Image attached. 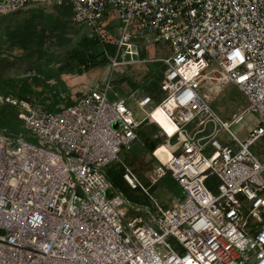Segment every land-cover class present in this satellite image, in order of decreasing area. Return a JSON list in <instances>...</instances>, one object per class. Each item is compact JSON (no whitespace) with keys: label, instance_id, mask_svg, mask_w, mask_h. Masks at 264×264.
<instances>
[{"label":"built area","instance_id":"1","mask_svg":"<svg viewBox=\"0 0 264 264\" xmlns=\"http://www.w3.org/2000/svg\"><path fill=\"white\" fill-rule=\"evenodd\" d=\"M30 4L69 7L89 39L113 33L112 68L143 61H119L123 47L132 54L140 41L167 43L169 54L153 59L164 66L162 98L149 111L151 95L136 98L160 129L145 141H153L156 160L149 185L127 163L121 168L133 189L148 193L169 174L183 195L172 206L152 198L145 220L129 215L128 201L113 190L105 168L136 139L140 121L125 97L108 100L110 79L57 111L2 96L21 108L18 117L41 143L0 132V264H264V159L252 149L264 135V0H0V15ZM115 17L110 30L105 23ZM206 79L246 96L257 124L245 138L230 130L243 111L223 121L198 92ZM159 106L182 114L171 132L154 115ZM203 113L199 128L189 129ZM208 122L214 130L203 134ZM220 130L230 143L218 140ZM162 145L165 159L156 154Z\"/></svg>","mask_w":264,"mask_h":264},{"label":"rangeland","instance_id":"2","mask_svg":"<svg viewBox=\"0 0 264 264\" xmlns=\"http://www.w3.org/2000/svg\"><path fill=\"white\" fill-rule=\"evenodd\" d=\"M69 10H71L69 7L62 5L40 6L37 9H33V7H22L13 12L0 15V54L18 56L24 53L21 49H10L8 47L6 30L9 27L32 24V19L35 17L34 12L36 11H39V20L42 19L43 21L42 17L47 15H53L56 19H59L61 15L63 16V12H68ZM63 19L67 22L65 37L69 38L70 41H65L63 47L54 50L55 57L51 62L53 65L60 63L61 60L68 55L79 36L82 33H86V29L73 22L71 18L63 17ZM117 25L118 19L116 17L112 21H106L105 23V26L110 30H112V28L114 29ZM54 32L55 31H45L44 33L46 35L45 42L47 47L52 46V43L57 41L56 34L51 35ZM110 42L111 40H105L101 43L100 51L104 50V52L92 61L91 67L82 68V71H85V75L81 82L79 81L78 85H74L62 94L53 84L50 85V83H48V80L53 78L57 73L54 67L41 65L33 69L37 70V73L32 72L29 73V76H26L22 75V70L15 67L14 64H6L5 66H0V76L3 77L4 80H8L11 85H14L16 88L14 91L8 90V96L25 98L41 104L53 103L54 106L51 107L52 111L60 110L66 103H72L83 95L88 90L89 86L100 87L102 83L110 79L111 88L108 92V100L116 99L117 97H125L126 105L132 110L135 119L139 120L140 124L135 129L137 135L136 139L129 147L121 146L119 148L118 161L111 162L105 168V173L111 180L113 190L122 194L128 201L126 207L129 210V215H140L147 220L150 207L153 204V199L164 206H172L176 199L183 195L181 186L173 180L169 174H166L149 187L148 193H145L140 188H131L124 181L121 171L118 169L121 167L122 163H127L136 173L139 181L145 186L149 185L148 176L152 172L156 160L151 155V148L146 145L145 141L151 137L155 126L150 118L145 117L146 112L137 105L136 98L140 94H143V87L146 83L154 82L153 75L154 72L159 69V65L160 68H164L160 61L153 59L167 56L169 54V49L167 43L164 41L152 43L140 41L134 45L132 54H129L123 47L120 50L118 60L137 59L143 60L142 62L125 63L112 68L111 61L114 55H112L107 46ZM52 49L53 48L50 47L48 51ZM42 58L45 57L39 55L38 59ZM64 70L66 73L68 72V69ZM64 70H62L61 73L64 72ZM5 88H7V86L0 83V97L3 96L2 94L4 91L2 90ZM48 91L51 94L48 95L50 98L46 96ZM53 92L54 96H52ZM198 92L206 98L211 110L223 121L230 122L233 119L234 113L243 111L242 120L230 124V130L238 137L245 138L250 130L256 126L257 114L248 109L249 102L246 96L234 84L215 83L206 79L200 83ZM153 96L155 98L154 103L146 106V111H149L151 107L162 98L163 93L157 88L153 92ZM20 111L21 108L19 106L11 105L0 99V132L7 136H21L31 142L40 144V137L31 129L25 127L23 121L18 117ZM199 119L205 120L206 114L203 113L200 118H196L187 127L189 129L199 128L197 124ZM213 130V124L208 122L206 131L203 134H207ZM217 138L222 143L231 142V136L226 130H220ZM252 149L260 159H264V135L254 142ZM211 151L212 147L207 145L203 153L208 156ZM262 176L264 178V171L262 172ZM212 182L215 186L210 188L212 191H215L217 184L215 179L209 180L207 184L209 185ZM166 241L174 249H181L180 244L175 238L168 236Z\"/></svg>","mask_w":264,"mask_h":264},{"label":"trees","instance_id":"3","mask_svg":"<svg viewBox=\"0 0 264 264\" xmlns=\"http://www.w3.org/2000/svg\"><path fill=\"white\" fill-rule=\"evenodd\" d=\"M71 11L63 12V16L61 15L59 19H56L53 15H47L42 17V19L39 20L40 16L39 11L34 12L35 17L32 19V24L30 25H18L15 27H9L6 30V41L8 44V47L11 48H17L23 50V58L27 61L29 60H35L39 57V55H43L47 62H51L53 58L55 57L54 50L63 47L64 42H69L70 39L65 37L66 32V20L63 19V17L70 18ZM72 15V13H71ZM45 31H55L53 34H56L57 41L52 43L51 48L52 50L48 51L50 47H47L45 38L46 35L44 34ZM114 34L112 33L111 38L108 40H111L110 44L107 45L109 51L112 53V55L115 56L116 54V44L113 40ZM103 41L99 39H89L86 35V33H82L79 38L75 41L74 46L72 49H70L68 55L61 60L62 67H76L80 70L82 68H88L91 67L92 61L96 59L97 56H99L101 53L104 52V50L100 51V45ZM135 45V44H134ZM134 48V47H133ZM114 58V57H113ZM118 58V57H117ZM135 60V59H134ZM1 61H7V57L3 56L0 59ZM123 61V60H119ZM0 66H5V64L0 63ZM162 68L154 72V82L152 83H146L144 85L143 93L151 95L153 99V92L159 88V85L157 82L160 80L162 75ZM0 83H4L3 77L0 76ZM9 89H3L4 93L2 94L4 97L8 96ZM156 103L154 104V106ZM121 171V175L123 173L122 168L119 167L118 169ZM107 176V175H106ZM108 178V176H107ZM172 178V177H171ZM109 179V178H108ZM173 179V178H172ZM110 180V179H109ZM174 180V179H173ZM111 181V180H110Z\"/></svg>","mask_w":264,"mask_h":264},{"label":"crops","instance_id":"4","mask_svg":"<svg viewBox=\"0 0 264 264\" xmlns=\"http://www.w3.org/2000/svg\"><path fill=\"white\" fill-rule=\"evenodd\" d=\"M40 6H45V5L30 4V5H26L25 7H33V9H37ZM71 13L69 16L70 18H71ZM3 56L7 57V61H1L0 63L5 64V65L6 64L7 65L8 64L9 65L14 64L15 67H18L22 70V75H26V76H29L30 75L29 73H32V72L37 73V70H33V69H35L41 65H47L50 67H54L57 70V73L53 76V78L48 80V83H50V85L53 84L56 88H58L60 90L61 94L64 93L65 91H68V89H70L74 85H78L79 81L81 82L83 76L85 75V71H82L76 67H72V66L66 67V68L62 67V65H61L62 61L60 63H58L57 65H53L51 63L52 61L48 63L45 58H42V59L36 58L35 60L32 59V60L27 61L23 58V53L21 55H18V56H7V55L0 54V59ZM64 69H68L67 70L68 72L66 73V71ZM62 70H64V72L61 73ZM3 80H4V78H3ZM4 83H5V86H7V88L9 90L14 91L16 89L15 86L11 85V83L8 80H4ZM48 95H51L49 91L47 92L46 96H47V98H50ZM52 96H54V92H53ZM76 100H74L73 102H75ZM68 104H71V103H68ZM68 104L66 103L64 106H66ZM44 105L46 107H48L49 109H51V107L54 106L53 103H46Z\"/></svg>","mask_w":264,"mask_h":264},{"label":"bare ground","instance_id":"5","mask_svg":"<svg viewBox=\"0 0 264 264\" xmlns=\"http://www.w3.org/2000/svg\"><path fill=\"white\" fill-rule=\"evenodd\" d=\"M154 115L159 120L160 124H162L165 127V129L169 132H171L176 126L175 123L176 121L181 122L183 119L180 111H177L170 116L164 111V109L161 106L157 107ZM168 152H169L168 148L165 145H162L158 148L156 154L159 157L165 159Z\"/></svg>","mask_w":264,"mask_h":264},{"label":"water","instance_id":"6","mask_svg":"<svg viewBox=\"0 0 264 264\" xmlns=\"http://www.w3.org/2000/svg\"><path fill=\"white\" fill-rule=\"evenodd\" d=\"M160 129L159 128H156L155 129V132H158ZM156 140H160V138H157ZM148 147H150L151 149L154 147V143H153V141H150L149 143H148ZM1 233H4V231H1Z\"/></svg>","mask_w":264,"mask_h":264}]
</instances>
